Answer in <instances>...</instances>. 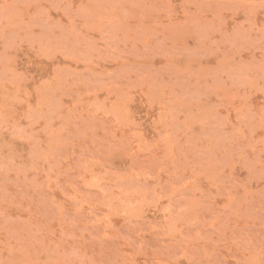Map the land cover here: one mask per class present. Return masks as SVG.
Here are the masks:
<instances>
[{
	"label": "rangeland",
	"instance_id": "rangeland-1",
	"mask_svg": "<svg viewBox=\"0 0 264 264\" xmlns=\"http://www.w3.org/2000/svg\"><path fill=\"white\" fill-rule=\"evenodd\" d=\"M0 264H264V0H0Z\"/></svg>",
	"mask_w": 264,
	"mask_h": 264
}]
</instances>
